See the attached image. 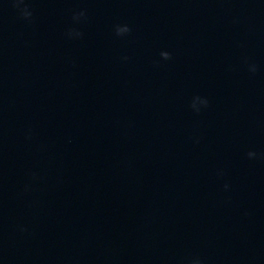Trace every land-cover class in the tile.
I'll list each match as a JSON object with an SVG mask.
<instances>
[{"label":"clouds","instance_id":"clouds-1","mask_svg":"<svg viewBox=\"0 0 264 264\" xmlns=\"http://www.w3.org/2000/svg\"><path fill=\"white\" fill-rule=\"evenodd\" d=\"M12 2H13V6L20 11V14H21V16L24 19L28 20V19L31 18L32 13L27 9V6H25L23 8L20 7V5L24 3V0H12ZM79 15L80 16H83L84 13L81 12ZM74 18L78 19L79 17H74ZM130 32H131V28L128 25H126V24H124V25H116L115 26V34L117 36H121L122 37V36H125V35L129 34ZM77 35H79V33H77ZM160 56H161V58L163 60H169V59H171V53H169L167 51H162L160 53ZM125 59H127V57H125ZM256 70L257 69H256V66L255 65L251 66L250 71H252L254 73V72H256ZM195 100H199L200 103H202L204 106H207V104H208L207 99L201 100L199 97H196ZM195 100H194V102H195ZM194 102L192 104V107L193 108H196V105H195ZM196 110L199 111V109H196ZM247 155H248L249 158H253V157L256 156V153L250 151V152H248ZM227 187L228 186L225 185V188H227Z\"/></svg>","mask_w":264,"mask_h":264}]
</instances>
